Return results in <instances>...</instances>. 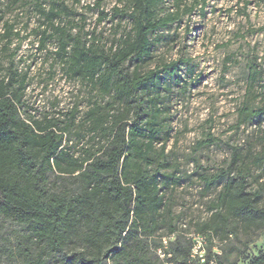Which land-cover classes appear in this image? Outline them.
<instances>
[{"label":"trees","instance_id":"1","mask_svg":"<svg viewBox=\"0 0 264 264\" xmlns=\"http://www.w3.org/2000/svg\"><path fill=\"white\" fill-rule=\"evenodd\" d=\"M20 1L0 0V217L24 230L11 244L20 264H50L55 258L60 264H191L187 225L175 226L171 212L164 213L161 170L154 168L151 156L160 111L154 106L147 110L145 100L162 75H175L182 61L146 74L140 68L153 57L151 36L181 25L200 1L183 8L178 3L175 11L168 12L163 9L165 0H116L120 7L113 8V18L128 22L130 30L109 50L94 42L83 45L61 30L59 49L69 60L70 72L100 85L111 97L104 114L90 113L93 139L102 140L99 147L79 157L65 149L68 127L61 129L57 120L37 121L26 114L29 77L15 68V56L3 73L4 53L14 41L19 47L22 43L14 23L5 20V6ZM46 14L50 20L57 16L54 9ZM106 16L101 11L99 20ZM45 42L43 38L41 47ZM256 112L264 114V109ZM213 183L212 179L207 188ZM262 198V190L248 191L242 174L226 182L210 207L214 211L210 220L195 232L207 238L204 264L213 259L215 247L232 237L236 230L230 227L232 221H239L246 231L264 230ZM163 227L167 235L156 237ZM174 234L161 260L157 250L163 247L162 238ZM216 259L223 264L222 253ZM248 264H264V253Z\"/></svg>","mask_w":264,"mask_h":264},{"label":"rangeland","instance_id":"2","mask_svg":"<svg viewBox=\"0 0 264 264\" xmlns=\"http://www.w3.org/2000/svg\"><path fill=\"white\" fill-rule=\"evenodd\" d=\"M199 1L181 25L151 36L153 57L140 68L146 74L182 61L175 75H162L145 100L147 110L154 106L160 111L151 156L154 168L161 170L164 213L170 211L175 226L186 224L189 233L210 220L211 205L238 175L246 176L249 192L262 190L264 206V114L256 112L264 109V0ZM193 2L165 0L163 9L173 12L178 3L183 8ZM117 6L116 0H21L5 6V20L14 23L22 43L19 47L14 41L4 53L3 73L15 56V68L29 77L26 114L68 127L64 146L74 157L99 147L102 140L93 139L90 113L104 114L111 97L100 85L70 72L69 60L59 49L61 30L83 45L94 42L109 50L130 30L128 22L113 18ZM51 9L57 13L52 20L46 14ZM101 11L107 14L102 21ZM68 43L71 48L73 43ZM212 179L215 183L207 188ZM230 227L236 230L219 247L223 264H248L264 253V230L246 231L239 221ZM167 233L163 227L156 237ZM23 234L21 227L0 217V264H20L11 244ZM50 264L60 262L55 258Z\"/></svg>","mask_w":264,"mask_h":264},{"label":"built area","instance_id":"3","mask_svg":"<svg viewBox=\"0 0 264 264\" xmlns=\"http://www.w3.org/2000/svg\"><path fill=\"white\" fill-rule=\"evenodd\" d=\"M191 241V264H204L207 260V238L204 235L188 233L185 235ZM175 239V234L170 237L162 238V248L157 250V255L161 260L166 257V250L169 242ZM216 256H221L220 250L215 247L213 250V259L209 264H219Z\"/></svg>","mask_w":264,"mask_h":264}]
</instances>
